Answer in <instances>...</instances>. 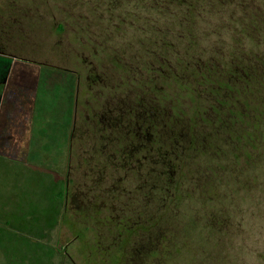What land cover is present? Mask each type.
I'll use <instances>...</instances> for the list:
<instances>
[{
  "label": "rangeland",
  "instance_id": "obj_1",
  "mask_svg": "<svg viewBox=\"0 0 264 264\" xmlns=\"http://www.w3.org/2000/svg\"><path fill=\"white\" fill-rule=\"evenodd\" d=\"M255 4L264 17V0ZM244 8H197V41L191 51L217 56L234 48L263 52L264 38L243 28L241 21L252 16L251 7ZM156 19V11L133 0L119 5L112 0H0V48L9 53L7 58H33L75 71L78 127L83 122L86 132L93 133L92 105L100 107L115 83L121 81L120 90H125L124 71L137 65L145 71V61L158 68L155 57L143 55L146 48L156 49L150 43L153 32L146 28ZM181 41L184 56L191 40ZM189 58L179 59L183 81L193 79ZM116 60L123 61L122 74ZM96 73L102 81L95 83ZM256 75L233 105V111H244L237 117L245 122L231 121L226 93L218 102L205 90L181 91L187 111L177 115L185 118L180 123L187 133L184 145L178 154L149 157L140 178L133 172L116 183L114 177L124 171L108 168L96 182L101 172L94 163L100 156L89 166L84 161L89 156L81 152L94 154L101 146L93 145L89 134L81 138L76 132L67 189L51 188L52 193L65 191L66 198L56 201L52 194V209L45 204V214L38 208L34 219L21 211L8 219L7 208L0 214V264H264V71ZM61 91L50 89L49 102L61 101ZM192 112L203 117L187 118ZM167 143L158 138L150 146L165 153ZM116 212L124 219L122 226L113 217Z\"/></svg>",
  "mask_w": 264,
  "mask_h": 264
},
{
  "label": "flooded vegetation",
  "instance_id": "obj_2",
  "mask_svg": "<svg viewBox=\"0 0 264 264\" xmlns=\"http://www.w3.org/2000/svg\"><path fill=\"white\" fill-rule=\"evenodd\" d=\"M148 1L151 2V0ZM255 2L254 0H204L203 2H198L197 8L211 10L224 5L226 7L232 6V8H237L241 12H244V7H251V10H248L252 15L250 16V20L241 21L243 22V28L251 29L257 38H264V17L260 16V7ZM253 3L256 6L252 5ZM156 20V22L153 21L150 24L156 25L158 28L164 23H168V21ZM164 32V29H162L158 37L160 43L154 49L156 53L155 58L159 64L158 68L154 67V62H148L145 64V71L142 69L138 70L141 74H144L140 77L132 70L124 71L120 68L119 74H122L123 71L126 73L124 76L125 90H120L122 87L121 81L115 83L112 87L110 86L112 90L109 91L100 107L92 105V116H94L92 123L95 122L93 125L97 131L93 133L86 132L87 129H84L83 122L78 127V121L76 120L74 133L80 131L79 137L81 138H85V133L89 134L88 137L93 140V145L98 146L99 143V146H101L95 148L96 153L94 154L88 155L85 151L84 153L83 151L81 152V155L89 156L88 159H84V161L88 162L89 166L93 157L100 156L99 161H95L94 163L95 167H100L99 172H101L95 177L96 182H99L103 173L109 170L108 168H112L110 171L113 172L124 171L122 176L114 177L116 183L123 179L125 180L133 172L138 173L135 176L140 178L143 172H146L148 169L149 164L144 161H147L149 157L178 154L187 138V133L185 134L180 129V123L185 118L181 120L177 115V113L187 111L186 107L182 105L183 103L180 98V93L184 89H190L193 92L199 89L208 91L209 94H213L216 97L218 102L222 100L221 93L228 94V98L227 96L225 97L227 98L226 102L228 101L229 112L231 117H233L231 121L245 122L244 119L237 117V114L240 112L233 111L234 101L239 99L238 96L242 94L244 89L252 85L257 77L256 72L264 71V51L234 48V52H222L218 54L219 56L215 55V53L202 54L203 52H200L198 54L192 52V56L189 55V59L193 60L190 64V67H192L190 74L193 79L190 81V85L181 86L179 84V59L180 57L187 58L189 56H181L173 37H163L162 33ZM172 32L180 34L181 30L173 29ZM195 36L196 34L194 35V40L197 41ZM0 53L9 54L1 48ZM117 54L119 53H114V57ZM148 58L153 57L148 55ZM228 58L232 59L231 63L224 61L228 60ZM196 66L198 67V73L193 69ZM171 71L173 72L171 73ZM241 72L242 75L239 76ZM229 76H234L236 83L234 82L231 85L225 84L222 79ZM91 77L92 75H89V78ZM92 80L95 83L102 81V75L96 73L92 77ZM160 81L162 82L161 85L158 84ZM233 89L238 90L239 94L237 96L233 94ZM100 95L98 93L99 99L101 98ZM234 97H236L235 100ZM221 102L224 106H227L225 101ZM197 105L200 106V104ZM210 108L213 109L214 105H210ZM242 113L244 112L240 114ZM193 116L200 115L197 112H192L187 118L193 119ZM86 118L89 119L90 116L87 115ZM158 138H166L168 140L167 151L164 150L165 153H163L162 149L159 150L150 146L151 140ZM159 162L155 164L156 168ZM82 165L83 162L81 167ZM113 217L119 220L118 226H122L121 222L124 219L121 213L116 212ZM116 248L118 247H114V249Z\"/></svg>",
  "mask_w": 264,
  "mask_h": 264
},
{
  "label": "crops",
  "instance_id": "obj_3",
  "mask_svg": "<svg viewBox=\"0 0 264 264\" xmlns=\"http://www.w3.org/2000/svg\"><path fill=\"white\" fill-rule=\"evenodd\" d=\"M6 56L0 53V198H4L0 214L7 208L8 219L18 211L34 219L38 208L40 215L45 214V204L52 209V194L55 200L66 198L65 191L52 193L51 188L67 189L78 108L74 88L79 79L75 71ZM56 87L62 90V100L50 103L49 91ZM16 205L21 207L15 209Z\"/></svg>",
  "mask_w": 264,
  "mask_h": 264
},
{
  "label": "trees",
  "instance_id": "obj_4",
  "mask_svg": "<svg viewBox=\"0 0 264 264\" xmlns=\"http://www.w3.org/2000/svg\"><path fill=\"white\" fill-rule=\"evenodd\" d=\"M134 2H137L138 4H142V6H144L145 8H149L150 11H156L157 14V18L158 20H164V21H168V23H164L162 26H160V28L164 29V33H162L163 37H173V39L175 40V42L177 43V48H179V46L181 45V40H184L185 38H188L189 40H191V45L189 46L190 48H188L186 50L185 53H183L184 56H192V51H191V46L192 44H195L196 41L194 40V28L196 26V17H194V13L196 12L197 9V4L199 1H204V0H133ZM112 2H116L117 5L122 4V2L124 4L132 2V0H112ZM165 13V14H164ZM199 15V14H197ZM160 18H164V19H160ZM150 28L149 30L152 31L153 36L150 37L151 42L150 43H154L155 45H159V40L158 37L161 34V30L160 28L156 27V25H152V24H148L146 26V28ZM246 28V27H244ZM181 30V33L179 34L178 32H172V30ZM247 30V29H246ZM248 32V31H247ZM190 36L191 39H190ZM171 42V41H169ZM158 43V44H157ZM144 48V47H142ZM180 51V50H179ZM144 54L143 55H151L153 57H155V51L154 50H147L144 49ZM180 53H182L180 51ZM121 60H116V65L123 69V61ZM146 64V61L144 62V64H142V66H144ZM125 68V67H124ZM143 67H141V65H137V66H133L132 68H130L131 70H140ZM191 69V68H190ZM197 73H198V67H194L193 68ZM252 69V68H251ZM173 71H171L172 73ZM182 73V72H181ZM241 76L242 72L239 73ZM235 76V75H234ZM234 76H229L227 78L223 77V81L225 84L227 85H231L232 83L230 82L231 80L233 81V83H236V79ZM189 83H191L190 81H183V78L179 77V84L181 86L183 85H190ZM244 112V111H242ZM186 134V132H184Z\"/></svg>",
  "mask_w": 264,
  "mask_h": 264
}]
</instances>
